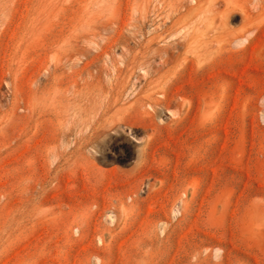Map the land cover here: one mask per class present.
<instances>
[{"label": "rangeland", "instance_id": "obj_1", "mask_svg": "<svg viewBox=\"0 0 264 264\" xmlns=\"http://www.w3.org/2000/svg\"><path fill=\"white\" fill-rule=\"evenodd\" d=\"M198 1L0 0V264H264V0ZM189 33L213 42L154 105Z\"/></svg>", "mask_w": 264, "mask_h": 264}, {"label": "bare ground", "instance_id": "obj_2", "mask_svg": "<svg viewBox=\"0 0 264 264\" xmlns=\"http://www.w3.org/2000/svg\"><path fill=\"white\" fill-rule=\"evenodd\" d=\"M198 1V0H197ZM199 3H201L200 1H198ZM203 4V2H202ZM198 5V4H196ZM202 6V5H201ZM200 6V7H201ZM208 6V5H207ZM191 7V5H190ZM198 7V6H197ZM203 8V6H202ZM210 8V7H209ZM189 9V8H188ZM187 9V11H188ZM191 9V8H190ZM198 9V8H197ZM204 11V9H202ZM201 10V11H202ZM210 10V9H209ZM202 11V12H203ZM197 12V11H196ZM187 13V12H186ZM194 13V12H193ZM204 13V12H203ZM204 15H206L204 13ZM192 16V15H191ZM201 16V13H200ZM182 17H185L184 15ZM195 17V16H194ZM208 17V16H207ZM181 18V17H180ZM192 18V17H191ZM197 18V16H196ZM205 18V16H204ZM184 19V18H183ZM182 19V21L184 22V20ZM201 20V19H200ZM209 20V19H208ZM207 20V21H208ZM178 21V20H177ZM191 21V20H190ZM204 21V20H203ZM206 21V22H207ZM176 22V21H173ZM179 23V21L177 22ZM181 23V20H180ZM188 23V22H187ZM200 23V22H199ZM206 24V23H205ZM177 25V24H176ZM175 25V28H176ZM184 25V23H183ZM182 25V26H183ZM186 25V24H185ZM196 25V24H195ZM194 25V26H195ZM208 25V24H207ZM174 26V25H173ZM197 26V25H196ZM214 26V25H213ZM202 27V26H201ZM206 27V25H205ZM172 28V26H171ZM193 28V26H192ZM204 28V26H203ZM211 28V27H209ZM179 29V28H178ZM194 30L191 29V31ZM203 30V29H202ZM208 30V29H207ZM201 30H199L198 32H200ZM168 32V31H165ZM185 32V31H184ZM207 32V31H206ZM169 33V32H168ZM166 34V33H165ZM190 35L183 37L181 40L179 39H172L171 41L167 42L166 47H162V48H158L159 52L161 53L159 55V60H158V64L155 67H151V66H147V73H149L148 78L149 80L146 81L148 83V85L152 86V93L154 91L160 92V94H162V98H156L153 101L154 105L160 103L163 104L166 102V98L168 96V92H169V85L173 82V80L179 78L180 74H181V66L184 65V63L188 60L189 56L191 57V60L195 61V60H201L206 53L208 52V44L209 42H213L210 35V38H205V37H201V36H196V35H192V33H189ZM209 34V33H208ZM156 35V34H155ZM164 35V34H163ZM198 35V34H197ZM206 35V34H204ZM158 36V35H157ZM207 36V35H206ZM159 37V36H158ZM161 37V36H160ZM180 37V36H179ZM156 38L151 37L150 39H148L149 43L154 42ZM164 39V38H163ZM162 39V40H163ZM166 39V37H165ZM79 40V39H78ZM121 40V39H120ZM109 41V39H108ZM128 41V40H126ZM145 41V40H144ZM161 41V40H160ZM182 42L183 45L186 47L185 52H181L176 44L178 42ZM120 42V41H119ZM125 42V41H124ZM158 43V42H157ZM72 44V43H71ZM181 44V43H180ZM73 47V45H70ZM79 46V45H78ZM148 46V45H147ZM82 47V46H81ZM102 47V46H101ZM144 47V46H141ZM147 48V47H145ZM151 48V47H149ZM153 48V47H152ZM69 49V48H68ZM101 49V48H100ZM142 49V48H141ZM80 50V49H79ZM146 50V49H145ZM143 50V51H145ZM150 50V49H149ZM182 50V49H181ZM82 51V50H81ZM106 51V50H105ZM141 50H139L140 52ZM83 52V51H82ZM137 52V51H136ZM145 52H141V53H137L134 54L132 57H127L125 58V60L123 61V66H115L114 67V74H115V79L116 82L115 84L111 85L110 87H108L106 90L103 89L102 92H104V98L102 99V105H101V114L105 117L104 114H106V112L110 109V107L115 103L118 102L120 96L122 93H124L126 89V85H125V81L127 78H130L132 76V74L134 73L135 69L137 67L143 68L146 67L145 63L150 59V56L148 55V51ZM105 53V52H104ZM189 53V54H188ZM73 54V53H72ZM80 54V53H77ZM75 55V53H74ZM99 55V54H98ZM97 55V56H98ZM85 56V55H84ZM100 56V55H99ZM68 57V56H66ZM73 58V57H72ZM80 58V57H79ZM77 58V59H79ZM72 60V59H71ZM70 61V60H68ZM77 62V61H76ZM96 62V61H95ZM154 62V61H153ZM91 63V62H90ZM157 63V62H156ZM71 64V63H70ZM74 64V62H73ZM89 64V63H88ZM93 67V66H92ZM100 69V68H99ZM91 72V71H90ZM106 72V71H105ZM89 73V72H88ZM146 76V72L144 77ZM120 77L124 78L125 81H120L119 79ZM126 77V78H125ZM147 77V76H146ZM145 77V78H146ZM123 80V79H122ZM105 84V83H104ZM75 85H77V83H75ZM67 87V86H66ZM77 87V86H76ZM145 87V86H144ZM147 87V85H146ZM75 88V87H74ZM66 89V88H65ZM64 89V91H65ZM101 89V88H100ZM131 89V88H130ZM136 90V89H135ZM134 90V91H135ZM177 90V88H176ZM67 91V89H66ZM151 92V91H150ZM101 93V92H100ZM151 93V94H152ZM63 94V93H62ZM149 94V92H148ZM151 94L148 96L144 95V97H138V98H134V102L138 104V106H143L144 105V101L148 98H150ZM158 94V93H155ZM60 95V94H59ZM174 95V94H172ZM68 96V95H67ZM71 96V95H70ZM177 96H179V93L177 92ZM76 97V96H75ZM81 97V96H80ZM61 98V97H60ZM64 98V96H63ZM72 98V97H71ZM77 99V98H76ZM122 99V97H121ZM173 99V98H172ZM63 100V99H62ZM65 100V99H64ZM149 101V100H148ZM59 102V101H58ZM63 102V101H62ZM81 102V101H80ZM121 102V101H120ZM125 102V101H124ZM54 103V102H53ZM75 103V102H74ZM97 103V102H96ZM58 104V103H56ZM117 104V103H116ZM53 105V104H52ZM60 105V104H58ZM123 105V104H122ZM54 106V105H53ZM67 106V105H66ZM83 106V105H82ZM119 106V105H117ZM61 107V106H59ZM58 107V108H59ZM57 108V106H56ZM57 108V109H58ZM115 108V107H114ZM62 109V108H61ZM85 109V108H84ZM94 110V109H93ZM59 112V111H58ZM82 112V111H81ZM109 112V111H108ZM61 113V111L59 112ZM98 113V112H97ZM96 113V114H97ZM65 114V113H64ZM81 114V113H80ZM108 114V113H107ZM111 114V113H110ZM88 115V112H87ZM63 116V115H62ZM67 116V115H66ZM83 117V116H82ZM115 117H113L112 119H114ZM100 119V118H99ZM107 119V117H106ZM116 119V118H115ZM97 121V119H96ZM110 121V120H109ZM101 122V121H100ZM113 122V121H112ZM120 122V121H119ZM98 123V122H97ZM67 124V123H66ZM102 124V123H100ZM99 125V124H98ZM110 125V124H109ZM115 125V124H114ZM113 125V126H114ZM94 126V125H93ZM100 126V125H99ZM98 126V127H99ZM112 126V127H113ZM101 128V127H100ZM110 129V128H109ZM74 130V129H73ZM96 132V131H95ZM94 132V133H95ZM98 132V131H97ZM101 132V131H99ZM145 146V145H144ZM146 151V150H145ZM142 152V151H141ZM143 153V152H142Z\"/></svg>", "mask_w": 264, "mask_h": 264}]
</instances>
